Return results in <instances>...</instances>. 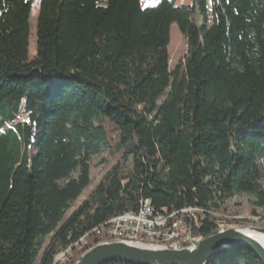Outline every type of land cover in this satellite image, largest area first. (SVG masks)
Masks as SVG:
<instances>
[{"label": "trees", "instance_id": "16d2710c", "mask_svg": "<svg viewBox=\"0 0 264 264\" xmlns=\"http://www.w3.org/2000/svg\"><path fill=\"white\" fill-rule=\"evenodd\" d=\"M32 8L0 0V264L87 251L144 199L198 210L193 238L237 196L264 210V0H41L30 58ZM102 154L115 164L73 210ZM209 264L262 263L238 245Z\"/></svg>", "mask_w": 264, "mask_h": 264}, {"label": "water", "instance_id": "95a60500", "mask_svg": "<svg viewBox=\"0 0 264 264\" xmlns=\"http://www.w3.org/2000/svg\"><path fill=\"white\" fill-rule=\"evenodd\" d=\"M252 250L264 264V228L220 226L207 237L177 245H149L124 240L99 242L85 251L74 264H209L215 256L234 246Z\"/></svg>", "mask_w": 264, "mask_h": 264}, {"label": "rangeland", "instance_id": "374dc122", "mask_svg": "<svg viewBox=\"0 0 264 264\" xmlns=\"http://www.w3.org/2000/svg\"><path fill=\"white\" fill-rule=\"evenodd\" d=\"M141 7L147 8L156 5L160 0H140ZM41 0H33V8L30 19L31 35H30V47L29 56L34 57L37 50L36 40V28L38 22V15L40 12ZM192 0H177V5H191ZM208 21H211V17H208ZM168 53L171 59V68L182 61L187 53L186 39L181 33L179 26L173 24L170 29V44L168 46ZM116 160L109 157L107 154L94 157L91 162V177L92 184L89 186L83 195L76 202L75 210L89 195V193L95 188L100 179L107 173V171L115 164ZM77 177V174L74 175ZM260 184L264 188V165H261ZM255 198L249 194L237 196L231 200H228L222 205L219 210L214 213V217L219 221L218 228L220 226H246V227H258L264 228V210L256 207ZM255 213V214H254ZM69 213L67 214V216ZM82 255V254H81ZM79 255V257L81 256ZM78 257V256H77ZM76 257V258H77ZM74 264V263H73Z\"/></svg>", "mask_w": 264, "mask_h": 264}, {"label": "built area", "instance_id": "2783aa9c", "mask_svg": "<svg viewBox=\"0 0 264 264\" xmlns=\"http://www.w3.org/2000/svg\"><path fill=\"white\" fill-rule=\"evenodd\" d=\"M199 211L188 208L181 211L157 210L150 200L140 202L137 210L128 212L126 221L110 223L101 233H91L109 240H124L149 245H177L188 240L191 232L186 218L197 222ZM187 228V229H186ZM68 256H65L67 264Z\"/></svg>", "mask_w": 264, "mask_h": 264}, {"label": "bare ground", "instance_id": "6f19581e", "mask_svg": "<svg viewBox=\"0 0 264 264\" xmlns=\"http://www.w3.org/2000/svg\"><path fill=\"white\" fill-rule=\"evenodd\" d=\"M130 212H132V211H130ZM127 218H128V212L125 214L116 216L113 219H111L109 222H107L105 225H102L99 228L95 229L94 233H101L102 230H104L105 227L108 226L110 223H117V221H126ZM85 249H86L85 246H79V245L74 246V247L68 249L67 251L62 252L59 255H57V257L55 258L54 264H64L65 263V256H68L67 264H73L75 262L76 257L83 254L86 251Z\"/></svg>", "mask_w": 264, "mask_h": 264}]
</instances>
